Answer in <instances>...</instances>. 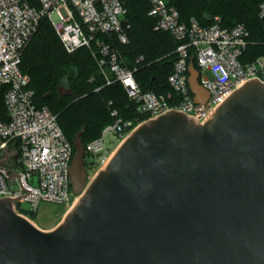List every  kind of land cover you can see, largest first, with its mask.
I'll list each match as a JSON object with an SVG mask.
<instances>
[{
	"label": "water",
	"instance_id": "95a60500",
	"mask_svg": "<svg viewBox=\"0 0 264 264\" xmlns=\"http://www.w3.org/2000/svg\"><path fill=\"white\" fill-rule=\"evenodd\" d=\"M84 132L69 168L78 201L55 229L0 199V264H264L263 82L244 84L203 124L176 111L140 124L90 181Z\"/></svg>",
	"mask_w": 264,
	"mask_h": 264
},
{
	"label": "built area",
	"instance_id": "2783aa9c",
	"mask_svg": "<svg viewBox=\"0 0 264 264\" xmlns=\"http://www.w3.org/2000/svg\"><path fill=\"white\" fill-rule=\"evenodd\" d=\"M147 1L155 30L168 33L178 43L166 94L143 90L134 77L137 68L126 66L115 47L99 38L107 36L122 45L128 43L121 0H38V9L28 0H0V87L7 88L4 104L9 118L7 123L0 122V199H19V215L25 217L20 214L23 203L32 212L40 202L61 205L68 212L78 201L71 193L69 177L73 148L56 117L35 106L30 79L20 70L22 54L42 17L50 22L66 54L94 46L106 84L118 82L135 111L147 117L137 125L116 118L98 139L84 146V162L91 166V159H95L99 170L125 138L147 120L176 111L203 124L244 84L254 79L264 83V57L240 62L248 37L243 26L225 29L218 18L206 28L195 21L185 24L164 0ZM259 16L264 20V0ZM190 66L198 73V85L209 95L205 103L194 101L188 84ZM107 138L115 139L111 148Z\"/></svg>",
	"mask_w": 264,
	"mask_h": 264
},
{
	"label": "trees",
	"instance_id": "16d2710c",
	"mask_svg": "<svg viewBox=\"0 0 264 264\" xmlns=\"http://www.w3.org/2000/svg\"><path fill=\"white\" fill-rule=\"evenodd\" d=\"M124 5L125 32L128 43L122 45L116 39L99 36L119 52L124 64L137 68L134 77L145 91L166 94L170 91L167 78L172 72L177 56L178 43L165 32L155 30V21L148 16L147 0H121ZM168 7L176 10L180 21L189 24L195 21L206 28L220 20L225 29L241 25L248 33L247 46L240 62H252L264 57V20L259 16L263 0H164ZM38 9V0H28ZM95 47L80 49L68 55L47 18L42 17L36 33L22 54L20 70L30 79L38 109L45 108L56 117L57 123L72 146L75 135L85 128L81 137L83 146L98 139L102 131L115 119L132 121L134 125L147 119L138 114L129 102L122 86L116 82L106 84L103 68L94 56ZM142 58L140 62H137ZM194 64L193 62L191 63ZM64 87L73 93L62 98L58 88ZM7 88L0 87V122L9 121L4 104ZM116 113V116H112ZM73 148V146H72ZM74 154V149H73ZM85 167L87 166L84 162Z\"/></svg>",
	"mask_w": 264,
	"mask_h": 264
},
{
	"label": "rangeland",
	"instance_id": "374dc122",
	"mask_svg": "<svg viewBox=\"0 0 264 264\" xmlns=\"http://www.w3.org/2000/svg\"><path fill=\"white\" fill-rule=\"evenodd\" d=\"M106 143L107 146L111 148L113 146V143H115V139L107 138ZM91 163V166H86L89 181L95 176L96 172L100 169L99 166H96L95 159H91ZM66 213L67 208H64L61 205H56L47 202H40L36 212L30 211L29 205L26 203L22 204V209L20 210V214L27 217V219L35 227L45 232H49L55 229L63 221Z\"/></svg>",
	"mask_w": 264,
	"mask_h": 264
},
{
	"label": "crops",
	"instance_id": "0c3cea01",
	"mask_svg": "<svg viewBox=\"0 0 264 264\" xmlns=\"http://www.w3.org/2000/svg\"><path fill=\"white\" fill-rule=\"evenodd\" d=\"M9 149H10V147H9Z\"/></svg>",
	"mask_w": 264,
	"mask_h": 264
}]
</instances>
